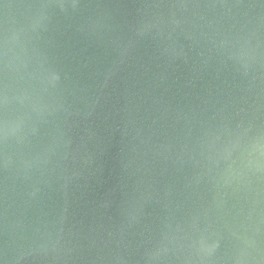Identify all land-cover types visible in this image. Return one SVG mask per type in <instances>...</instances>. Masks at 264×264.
I'll use <instances>...</instances> for the list:
<instances>
[{
  "label": "water",
  "instance_id": "1",
  "mask_svg": "<svg viewBox=\"0 0 264 264\" xmlns=\"http://www.w3.org/2000/svg\"><path fill=\"white\" fill-rule=\"evenodd\" d=\"M0 264H264V0H0Z\"/></svg>",
  "mask_w": 264,
  "mask_h": 264
}]
</instances>
